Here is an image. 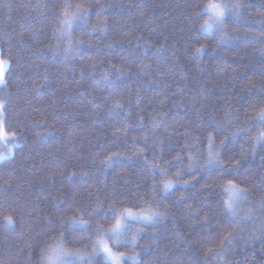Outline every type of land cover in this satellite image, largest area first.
Segmentation results:
<instances>
[{
	"label": "trees",
	"instance_id": "obj_1",
	"mask_svg": "<svg viewBox=\"0 0 264 264\" xmlns=\"http://www.w3.org/2000/svg\"><path fill=\"white\" fill-rule=\"evenodd\" d=\"M205 2L0 0V107L17 132L0 264H44L58 245L110 264L93 252L110 208L153 216L109 241L139 264H264V0H219L240 7L211 30L191 19ZM228 179L244 190L235 213Z\"/></svg>",
	"mask_w": 264,
	"mask_h": 264
},
{
	"label": "snow or ice",
	"instance_id": "obj_2",
	"mask_svg": "<svg viewBox=\"0 0 264 264\" xmlns=\"http://www.w3.org/2000/svg\"><path fill=\"white\" fill-rule=\"evenodd\" d=\"M80 7V6H77ZM240 7L239 4H228L219 2H214V0H207V2L201 4L196 3L192 5L193 8V16L192 22H197L200 19H203V16L207 15L208 19L204 20V23L200 26L202 29H214L220 28L222 29L224 26L225 17L227 15L233 14L234 9H238ZM65 19L62 21V24L66 25L68 29H71L74 21L77 17L74 15L73 17L69 18V14L67 11L63 13ZM220 40H224L225 36L220 35ZM71 49V42L69 45V50ZM204 48L200 47L196 49V52L200 53L203 52ZM8 61L0 59V75L4 71L7 70ZM2 106V103H0ZM117 108L121 107L119 104L116 105ZM260 121L264 123V110L261 111L260 114ZM240 134L234 133V135ZM17 138V132L13 130L11 127L7 126V122L0 118V143L8 145L10 143L15 142ZM256 142H264V132H261L260 136L256 138ZM9 151L11 149L9 148ZM179 159V157H177ZM217 164L220 168L221 178L224 179L226 175H231L230 170L224 168L222 165H219V161H214L212 158L211 153H209V165ZM189 166L191 167V158L189 159ZM171 182L164 184V189L170 186ZM222 191L229 194L228 200L223 201L225 205L233 212H236L234 207V203L238 201V199L243 195L244 190L238 188V186L234 183L233 180L228 179L225 184L222 186ZM111 213L113 217H115V222L111 228L107 229L106 231L103 229H97V239L94 241L93 244V252L94 254H103L104 260L106 262H110V264H139V256H126L125 252L123 251H113V247L109 245V241H115L117 244L121 241V229L123 227L122 221H125V217H133V211L130 208H124L121 213H117L115 209H108L105 213V219L108 218V214ZM8 224L13 222V218L8 216L5 218ZM142 219L150 220V216H143ZM74 224H79L87 234L91 231L89 225L85 224L83 219L79 221H73ZM62 239H67V237H62ZM47 243V242H45ZM131 246L135 248L136 241H131ZM42 258L47 261V264H77L78 261H83L84 258L79 256L78 253H73L66 251L62 247H57L54 251L50 254H45L42 251L41 253Z\"/></svg>",
	"mask_w": 264,
	"mask_h": 264
},
{
	"label": "rangeland",
	"instance_id": "obj_3",
	"mask_svg": "<svg viewBox=\"0 0 264 264\" xmlns=\"http://www.w3.org/2000/svg\"><path fill=\"white\" fill-rule=\"evenodd\" d=\"M0 59H2L1 58V55H0ZM4 73H5V71H4ZM3 83V78L0 80V85ZM0 118H2L3 119V114H2V110H1V107H0ZM16 141L15 142H13V143H10V144H8V145H5V144H3V143H0V161L2 160V159H4V158H7V157H9V156H11L12 155V153H13V149L16 147ZM9 148L11 149V151H9ZM243 198H244V193H243ZM242 196L238 199V201L237 202H235L234 203V207H235V209H236V211L238 210V208L240 207V205H241V203H242ZM228 198H229V194H228ZM133 214H134V216L133 217H125V221L126 222H124V221H122V223H123V227H122V229H121V233H123V231L125 230V226H126V224H127V222H129V221H131V222H137V223H144V224H147V223H149V222H151L152 220L150 219V220H144V219H142V217L143 216H150L151 218L153 217L152 215H149L148 213H146V212H134L133 211ZM110 245V244H109ZM57 247H62V248H64L63 246H57ZM57 247H54L53 249H51V252L50 253H52L53 251H54V249H56ZM65 249V248H64ZM66 250V249H65ZM66 251H69V250H66ZM114 251V250H113ZM69 252H72V251H69ZM49 253V254H50ZM73 253H78V252H73ZM79 254V256H81V254L80 253H78ZM103 255V254H102ZM126 256H129V255H126ZM82 257V256H81ZM129 257H131V256H129ZM108 263H110V262H108ZM44 264H47V261L45 260V263Z\"/></svg>",
	"mask_w": 264,
	"mask_h": 264
}]
</instances>
